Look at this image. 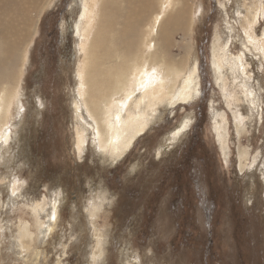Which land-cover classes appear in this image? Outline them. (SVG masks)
I'll return each mask as SVG.
<instances>
[{"label":"rangeland","instance_id":"obj_1","mask_svg":"<svg viewBox=\"0 0 264 264\" xmlns=\"http://www.w3.org/2000/svg\"><path fill=\"white\" fill-rule=\"evenodd\" d=\"M191 1V38L175 33L171 54L183 58L182 47L192 45L200 93L169 106L113 164H101L88 142L82 158L76 151L73 71L80 57L75 23L82 0H54L40 15L21 85L22 120L10 136L9 163L0 161V179L17 176L22 182L12 195L0 184V264H264V66L242 45L245 13L237 6L250 0ZM258 19L257 37L264 16ZM216 38L230 41L231 57L243 55L248 88L258 99L249 113L247 101L239 108L242 117L248 114L239 138L232 111L213 81L210 52ZM230 80L227 92L244 100L241 76ZM214 111H225L227 118L224 150L213 129ZM188 115V128L166 141ZM241 148L248 161L256 158L254 166L249 162L239 169ZM95 187L108 189L109 201L89 218ZM36 203L46 208L39 219ZM52 208L57 221L39 227ZM22 227L31 241L18 253ZM105 227L107 242L98 249L97 235Z\"/></svg>","mask_w":264,"mask_h":264},{"label":"bare ground","instance_id":"obj_2","mask_svg":"<svg viewBox=\"0 0 264 264\" xmlns=\"http://www.w3.org/2000/svg\"><path fill=\"white\" fill-rule=\"evenodd\" d=\"M53 1L0 0V161L4 164L9 163L11 156L10 136L16 133L15 129L22 120L21 85L32 40L38 32L40 15ZM190 1L82 0L81 12L75 23L80 57L73 71L75 86L72 99L74 140L79 158H82L88 142L101 164H113L122 158L150 124L162 118L169 106L186 103L200 93L197 58L191 50L192 45L182 47L183 58L171 54L174 34L182 31L190 37L195 24V11ZM237 6L238 12L243 10L245 13L241 25L244 34L242 45L251 49L254 56L258 55L264 66V31L257 37L254 30L258 18L264 16V0H250L248 5L240 2ZM215 40L210 52L213 81L219 87L226 107L232 111L239 138L243 130L240 124L248 119V114L244 117L239 114V108L247 101L249 113V108L258 99L255 98L256 93L248 88L250 74L246 62L242 63L243 55L231 57L227 51L230 41ZM236 76L243 79L244 91L240 93L244 100L235 92H227L229 79L236 81ZM39 104H42L41 100ZM214 112L213 129L218 146L224 150L227 145V118L225 111ZM190 117H182L178 130L165 140L173 141L185 131L191 123ZM247 157L246 148L238 150L240 170L250 162ZM250 163L254 166L256 158ZM18 180L17 176L8 175L0 179V184L8 185V192L12 195L22 187ZM108 194L109 190L105 188L90 190L89 218L109 201ZM53 199L58 203L55 194ZM33 210L39 219V215L46 212L45 204L36 203ZM51 212L46 222L38 220L39 227L44 223L50 227L57 221L56 209L52 208ZM105 228L97 235L95 245L98 249L107 242L108 230ZM26 229L22 227L16 238L18 253L30 247V235L26 236Z\"/></svg>","mask_w":264,"mask_h":264}]
</instances>
